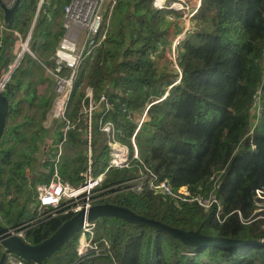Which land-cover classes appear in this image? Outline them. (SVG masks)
<instances>
[{
	"label": "trees",
	"instance_id": "16d2710c",
	"mask_svg": "<svg viewBox=\"0 0 264 264\" xmlns=\"http://www.w3.org/2000/svg\"><path fill=\"white\" fill-rule=\"evenodd\" d=\"M38 1H24L11 30L20 33L17 18L21 30L30 26ZM67 1L49 3L62 9ZM166 12L158 10L153 0L116 1L105 41L78 70L66 117L82 124L84 88L90 87L95 100L105 97L108 108L103 109V116L120 129L118 140L131 151L129 137L136 127L137 111L149 103L147 119L135 136L138 159L131 160L129 168L108 169L102 188L131 179L138 168L147 166L173 188L187 186L193 195L211 191L223 205V220L215 218L213 209L204 211L196 204L181 203L148 189L135 194L117 188L104 201L207 236L263 240L264 204L259 202H264V0H201L194 16L198 26H192L179 49L180 72L170 65L158 68L152 59L158 43L165 42L169 23L175 22ZM38 30L33 26L32 31ZM7 34L11 37L13 33ZM5 35L0 38L1 48L7 46ZM23 59L3 91L12 100L0 144L3 211L11 200H17L12 191L18 194L29 185L28 174L47 133L42 122L52 100L30 84L27 69L19 66ZM258 87L262 112L250 133L253 94ZM67 140L73 147L81 146L76 131L69 132ZM97 147L93 149L91 142L95 174L104 170L108 159L107 148L104 160L103 148ZM50 150L32 188L43 183L37 181L40 175L46 181L51 177ZM85 159V153L79 152L77 158L61 163V178L77 185L86 168L82 163ZM70 164L72 169L67 173ZM255 189L263 191L262 198L255 197ZM70 216L30 226L24 240L42 241ZM96 226L95 238L109 241V255L78 261L74 249L66 246L44 264H264V246L218 243L192 247L162 229L115 218L99 219Z\"/></svg>",
	"mask_w": 264,
	"mask_h": 264
},
{
	"label": "built area",
	"instance_id": "2783aa9c",
	"mask_svg": "<svg viewBox=\"0 0 264 264\" xmlns=\"http://www.w3.org/2000/svg\"><path fill=\"white\" fill-rule=\"evenodd\" d=\"M1 1L7 7H11L15 2V0ZM42 1H39L38 6L41 5ZM116 1L68 0L62 8V34L59 37L51 62L49 64L41 63L47 78L53 86V97L50 107L46 112L44 127L49 128L54 122L62 121L61 129L58 128L60 133L59 144L68 139L69 132H79L82 130V128L75 127V124L79 123L78 119L71 120L66 117L68 100L74 89V81L77 78L80 64L91 58L93 56L92 51L99 48L106 39L109 19ZM200 4L201 0H153V5L158 10L170 11L166 14L169 20L177 23L181 22L172 41L169 43L170 51L167 55L170 61L169 65L178 72H180L177 63L179 49L192 29L190 21ZM175 12L178 15H175ZM9 32H12L13 38H15V43L12 46L14 59L0 73V91H4L12 71L24 55H32L29 48L31 41L30 33L22 36L19 32L9 29L6 25H0V36ZM158 44V49L160 50L163 47V43L159 42ZM85 47H89V49L86 50ZM260 96L261 88L258 87L253 94L251 106L253 125L250 133L261 116L262 105ZM100 102H103L102 107L99 106ZM148 107L149 103L141 109V116L137 118L136 127L129 137L132 147L131 151H129L128 147L118 140L120 130L113 122L105 119L103 116V109L108 108V102L105 97L101 95L98 100H95L91 88L88 86L84 88V103L81 109V113L85 116L83 129L85 125L89 129L97 126L98 132L104 139L105 147L107 148L108 161L106 167L102 172L94 174L93 165H90V159L93 154L91 149L92 136L88 135V144L84 147L87 164L85 170L80 173L84 180L83 183L74 185L63 180L58 174L54 165L60 151L57 152L54 157L55 159L52 160L53 173L50 180L47 184L39 183L35 185L37 201L35 211H38V215L31 222L23 224L17 231L23 239L26 230L30 226L61 215H72L82 208H88L94 203L104 201L117 188L135 194L148 189L181 203L196 204L204 211L213 209L214 213H216L215 218L219 222H222L223 205L211 191L206 195H193L187 186L173 188L167 180L160 179L147 166L138 168L137 175L131 179L118 182L105 189L102 188V183L108 169L129 168L131 160L138 159L135 136L140 130L144 118L147 116L146 110ZM96 113L99 115L96 123H94L93 120ZM127 118L130 119V116L128 115ZM211 179H213V176H211ZM217 180L218 177L213 180L212 189L216 187ZM262 194L263 191L261 189H255V197L262 198ZM97 221H84L77 231V241L74 245V251L78 261H82L87 257L109 255V241L105 238L96 239L94 236ZM3 264H30V262L12 253H8L5 256Z\"/></svg>",
	"mask_w": 264,
	"mask_h": 264
},
{
	"label": "water",
	"instance_id": "95a60500",
	"mask_svg": "<svg viewBox=\"0 0 264 264\" xmlns=\"http://www.w3.org/2000/svg\"><path fill=\"white\" fill-rule=\"evenodd\" d=\"M22 5L23 0H15L11 7H7L0 0V25L9 26L17 16ZM99 106L102 107L103 102H100ZM9 108L10 99L3 91H0V144L6 129ZM53 127L54 126L51 125L47 129L45 143L39 150L35 166L32 173L29 175L31 187L34 185L36 177L41 170V164L45 159V153L47 152L50 140L52 139ZM88 130V126L85 125V139L82 140L83 147L88 144ZM93 163L94 155L92 154L90 165L92 166ZM102 218H115L130 224H144L156 227L179 238L183 244L192 247H201L218 243L226 246H264V239L255 241L237 240L222 236H207L199 233L197 230H184L172 227L154 218L136 213L129 207L106 200L94 203L88 208L80 209L65 219L48 237L37 243L27 242L17 233L21 225H14L9 228L0 223V264H3L5 256L8 253H12L25 261L32 262L33 264H44V262L50 260L56 252L69 244L84 221L90 222Z\"/></svg>",
	"mask_w": 264,
	"mask_h": 264
},
{
	"label": "crops",
	"instance_id": "0c3cea01",
	"mask_svg": "<svg viewBox=\"0 0 264 264\" xmlns=\"http://www.w3.org/2000/svg\"><path fill=\"white\" fill-rule=\"evenodd\" d=\"M39 1L37 2V9L34 13L33 20L30 26L25 27L21 30L20 21H19V18H17V21H18L17 24L19 28H16V29L20 31V34L24 36L27 33H30L31 35V41L29 43V48L32 53L31 56L28 54H25L24 59L21 61V64L19 66L23 67L24 69H27V74H28L27 79L30 80V84L35 87L38 94L44 93L46 95H50L53 97L52 83L47 78L41 66V63L49 64L51 62V58L58 44L59 37L62 34L61 24H62V18H63V10L61 9V7H57L54 5L51 6L49 3V0H43L41 5L38 6ZM167 13L168 12H166V14ZM174 14L178 15V13L176 12ZM194 16L192 17L190 21V26H198V24L195 22ZM178 23L177 22H172V24L169 23L167 37H165V42L163 44V47L158 51L157 55H155V59L153 58L154 62L156 60L166 62L167 55H168L167 53L169 49V43L172 41L181 22L179 24ZM13 25L14 24L7 26V27L9 29L14 28L12 27ZM33 26L38 27L39 30L32 31ZM8 35L9 34H6L5 35L6 38H4V41L7 42V46L5 48L0 47V73L3 72L5 70V67L11 62H13V59H14L12 46H13V43H15V38H13V35H11V37H9ZM26 55L28 56L26 57ZM49 88H51V91L49 90ZM136 116L138 118L141 116V110L137 111ZM43 124L45 126V121H43ZM58 139H59V130L58 128L53 127V135L49 143V148L55 147L56 146L55 142L58 141ZM80 147L81 148L83 147L82 142H81ZM80 147H76V148L80 150ZM50 152H52L50 156L51 157L50 162H52V159L56 155V149L53 148L50 150ZM86 164H87V158L85 159V164H84L85 167H86Z\"/></svg>",
	"mask_w": 264,
	"mask_h": 264
},
{
	"label": "rangeland",
	"instance_id": "374dc122",
	"mask_svg": "<svg viewBox=\"0 0 264 264\" xmlns=\"http://www.w3.org/2000/svg\"><path fill=\"white\" fill-rule=\"evenodd\" d=\"M24 1L25 0H23V3H24ZM158 51H159V49H157L156 52L153 54L154 59H155V55H157ZM169 51H170V48L168 49V52ZM155 64L158 65V68L164 69V66L169 65L170 61H169L168 58L166 59V62L165 61H157L156 60ZM49 90L51 91V88H49ZM10 102L12 103L11 99H10ZM83 102H84V99H83ZM83 102H82V106H83ZM10 106H11V104H10ZM22 106H24V109H25V107H26L25 104H22ZM146 114H147V110H146ZM35 117H36V114H35ZM84 119H85V116H83V118H82V124H81L82 126L84 125V122H85ZM42 124H43V122H42ZM24 130H25V128H23L21 131H24ZM27 133H29V132H27ZM79 133H80L81 139L82 140L85 139V133H84L83 127H82L81 132H79ZM46 136H47V133H46ZM46 136H45V138H44V140H43L41 145H44L45 140H46ZM58 141H59V139H58ZM58 141H57V143H55L56 146L53 147V148L56 149V153L59 152V149H60V153L58 155V158L55 160L54 165H55V168L58 171V174L60 175L59 169H60L61 163H65L66 164L70 160L77 158L79 152H81V154L84 156V152H83L84 147H82V148L80 147V150H79V149L76 148V146L73 147L68 142V140H66L63 143L60 142V144H59ZM92 144H93V149H94V147L96 148L97 146H98L97 148H103V151H104L103 159L106 160V154H105L106 147H104L103 141L98 139V134L95 131V129L92 132ZM53 148H51V149H53ZM74 148H76V149H74ZM35 154H37V152ZM18 158H20V157L18 156ZM53 159H55V158H53ZM107 161H108V159H107ZM82 163L85 164L84 161ZM102 167H104V166H102ZM70 169H72V164H70V168L66 172L69 173ZM101 170H102V168H101ZM32 171L28 174V178H29V175L32 173ZM94 174H95V170H94ZM79 176L81 177V179L78 181V184L79 183H83V180H84V178L81 175H79ZM40 177H41V175H40ZM40 177L37 179L38 182L40 181V182H43V183H46V184L48 183V181L45 180V177L44 178H40ZM32 187L30 186V184L28 186H23L22 190L18 194L14 190L12 191V196L15 197L17 200H14L13 202L11 200L10 201L11 204L8 206V209H6L4 211L2 210V208H0V223L2 225H4V226L7 225L9 228L13 227L14 225H21L22 226L23 224L31 222L32 220H34L36 218V215H38V211L37 212L35 211V207L37 206L36 192L34 190L35 186H34V188H32ZM0 190H1V188H0ZM11 198H12L11 196H8L7 199L10 200ZM0 200H1V195H0ZM259 204L260 205L264 204V202H259ZM96 229H97V226L95 227V230H94V236H95ZM76 241H77V232L74 235V237L71 239L69 244L66 245V246H69L70 248L74 249V245H75ZM65 247H63L60 251H58L56 253L63 252V249ZM61 254H63V253H61ZM30 264H33V263L30 262Z\"/></svg>",
	"mask_w": 264,
	"mask_h": 264
},
{
	"label": "bare ground",
	"instance_id": "6f19581e",
	"mask_svg": "<svg viewBox=\"0 0 264 264\" xmlns=\"http://www.w3.org/2000/svg\"><path fill=\"white\" fill-rule=\"evenodd\" d=\"M85 49L88 50L89 47H88V48L85 47ZM96 50H97V49H96ZM96 50L92 51V55L95 54ZM83 64H84V63L80 64L79 68H81V67L83 66ZM74 84H75V81H74ZM72 91H73V90H72ZM146 119H147V117L144 118V120H146ZM52 125H53L55 128H59V129H61L62 121H60V122L58 123V125H57L55 122H54ZM75 127L82 128L83 126H82L80 123H77V124H75ZM94 129H95V131H98L97 126H93V127H91V128L88 130V134L92 136V132H93ZM119 130H120V129H119ZM57 172H58V171H57ZM52 173H53V172H52ZM52 173H51V174H52ZM215 216H216V213H215Z\"/></svg>",
	"mask_w": 264,
	"mask_h": 264
},
{
	"label": "flooded vegetation",
	"instance_id": "af4514ba",
	"mask_svg": "<svg viewBox=\"0 0 264 264\" xmlns=\"http://www.w3.org/2000/svg\"><path fill=\"white\" fill-rule=\"evenodd\" d=\"M29 184H30V181H29Z\"/></svg>",
	"mask_w": 264,
	"mask_h": 264
}]
</instances>
